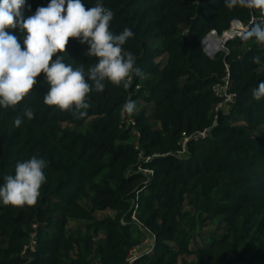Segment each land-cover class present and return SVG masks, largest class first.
<instances>
[{
    "label": "trees",
    "instance_id": "1",
    "mask_svg": "<svg viewBox=\"0 0 264 264\" xmlns=\"http://www.w3.org/2000/svg\"><path fill=\"white\" fill-rule=\"evenodd\" d=\"M101 2L113 33H135L123 47L146 78L126 90L106 81L82 119L44 104L43 73L15 108L0 106V184L20 160L49 162L35 205L0 203V264H127L149 236L134 264H264V98L251 93L264 80V45L237 37L214 58L202 46L211 31L264 15L225 0ZM49 3L26 0L24 16ZM87 50L70 38L56 55L87 70L96 63ZM228 74L236 97L226 111L213 86ZM129 97L132 116L122 114ZM25 108L34 118L14 127Z\"/></svg>",
    "mask_w": 264,
    "mask_h": 264
},
{
    "label": "clouds",
    "instance_id": "2",
    "mask_svg": "<svg viewBox=\"0 0 264 264\" xmlns=\"http://www.w3.org/2000/svg\"><path fill=\"white\" fill-rule=\"evenodd\" d=\"M25 4L26 0H0V106L3 108H15L34 89L37 77L43 73L50 86L43 96L44 104L82 119L91 106L88 94L103 92L106 81L126 90L133 77L146 78L136 66V56L123 47L135 33L128 27L118 34L113 33L110 23L114 13L101 0L93 7H86L82 0H50L46 7H38L27 17L23 13ZM237 6L259 10L264 15V0H225L226 8ZM17 29L23 35V47L15 34ZM237 35L245 41L254 38L256 43L264 45V21L244 27ZM70 38L86 43L85 55L96 58V63L87 70L83 63L73 68L65 62V55H56H67ZM252 59L253 63H260L259 56ZM85 77L91 83L86 82ZM251 93L257 101L264 98V80L251 89ZM138 111L137 102L130 97L122 106V114L132 116ZM24 117L31 121L33 109H23L22 115L14 118L13 126L20 128ZM48 166V160L39 155L18 161L14 174L3 177L0 203L13 207L35 205L42 185L47 183Z\"/></svg>",
    "mask_w": 264,
    "mask_h": 264
},
{
    "label": "built area",
    "instance_id": "3",
    "mask_svg": "<svg viewBox=\"0 0 264 264\" xmlns=\"http://www.w3.org/2000/svg\"><path fill=\"white\" fill-rule=\"evenodd\" d=\"M247 25H245L241 20H235L232 22V25L230 27L229 30L225 31L223 34H224V39H227L228 40H231V39H234L236 37H240L239 35H237L238 32H240L244 27H246ZM211 37H217L218 39L220 38L219 37V34L213 30L211 31L207 36L206 38L204 39L203 41V45H204V49L206 51V53L210 56V57H214L215 54H216V51L219 48H217L215 50V44L213 43H210L209 40ZM221 40V39H220ZM230 75L228 74L224 79H223V82L221 83H217L213 86V91L214 93L223 98V102H221L218 106V108L222 109V108H225L227 107V105L229 103H232L236 97V94L233 93V92H230L229 91V88H230ZM208 134V129H205L204 131H200L197 133V137L199 138H204L206 137ZM189 140V137H185L182 144L183 146L185 147L187 142ZM153 239V238H152ZM149 239H147L145 242L141 243V244H137L135 245L129 255H128V258H127V264H134L136 259L143 253V252H147V251H141V249L143 248L144 245H146L147 241Z\"/></svg>",
    "mask_w": 264,
    "mask_h": 264
},
{
    "label": "rangeland",
    "instance_id": "4",
    "mask_svg": "<svg viewBox=\"0 0 264 264\" xmlns=\"http://www.w3.org/2000/svg\"><path fill=\"white\" fill-rule=\"evenodd\" d=\"M221 38H224V35H221ZM220 48L222 50H224V49H226V45L223 46V44H221ZM229 107L230 106H227V107H225L223 109L227 111ZM198 239L200 240L199 241L200 243L203 242L202 238L201 239L198 238ZM152 245H153V239H152L151 236H149V240L147 241L146 245L143 246V248L141 249V251H150L152 249ZM193 247H196V245L193 244Z\"/></svg>",
    "mask_w": 264,
    "mask_h": 264
},
{
    "label": "bare ground",
    "instance_id": "5",
    "mask_svg": "<svg viewBox=\"0 0 264 264\" xmlns=\"http://www.w3.org/2000/svg\"><path fill=\"white\" fill-rule=\"evenodd\" d=\"M221 39V40H220ZM222 39L224 38H217V37H211L209 42L215 44V50L219 48L222 44Z\"/></svg>",
    "mask_w": 264,
    "mask_h": 264
},
{
    "label": "water",
    "instance_id": "6",
    "mask_svg": "<svg viewBox=\"0 0 264 264\" xmlns=\"http://www.w3.org/2000/svg\"><path fill=\"white\" fill-rule=\"evenodd\" d=\"M228 42V38L227 39H222V43L223 44H226ZM202 46H203V48H204V45L202 44ZM220 51V49H218L217 51H216V53H218Z\"/></svg>",
    "mask_w": 264,
    "mask_h": 264
}]
</instances>
